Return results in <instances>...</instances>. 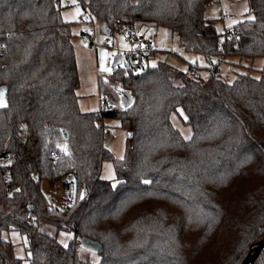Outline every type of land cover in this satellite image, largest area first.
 <instances>
[{
	"label": "trees",
	"instance_id": "trees-1",
	"mask_svg": "<svg viewBox=\"0 0 264 264\" xmlns=\"http://www.w3.org/2000/svg\"><path fill=\"white\" fill-rule=\"evenodd\" d=\"M55 1L0 0V264H24L4 230L25 235L26 264H90L82 237L101 246L96 264H242L264 236V63L258 78L228 82L211 58L264 59V0H247L253 18L222 34L204 16L212 0H82L109 33L113 22L167 27L210 65L189 77L166 60L121 64L111 76L130 99L117 107L99 82L107 102L92 112L78 108L70 25ZM178 109L188 140L170 121ZM105 119L128 132L122 160L104 147ZM105 160L115 186L100 178ZM43 181L66 191L59 207ZM40 223L74 237L64 247Z\"/></svg>",
	"mask_w": 264,
	"mask_h": 264
},
{
	"label": "rangeland",
	"instance_id": "rangeland-1",
	"mask_svg": "<svg viewBox=\"0 0 264 264\" xmlns=\"http://www.w3.org/2000/svg\"><path fill=\"white\" fill-rule=\"evenodd\" d=\"M81 1L70 0L68 4L62 2L59 8L61 20L70 25L71 44L79 80V85L75 90L78 108L81 112H92L100 109L99 82L103 90L110 94L115 105L123 108L125 106L124 100H127L129 95L127 90L112 78L111 63L116 55H120L124 60L131 44L124 33L115 29H112L109 34H105L101 30V25L88 12H85ZM204 16L205 18L214 19L215 28L221 34L225 28L253 18V15L248 11L247 0H212L205 7ZM90 17L93 20V41L84 38V33L86 34L92 30L89 24ZM132 29L136 36L144 37L151 43L152 48L157 50L155 55L148 61V66H154L158 61L166 60L168 64L184 72L189 77L192 76L191 71L194 70L198 71L202 77L208 75L209 71L204 67L210 65L203 57L184 51L179 46L176 32H172L167 27H156L149 23H136ZM263 63L264 59L262 57L253 60L230 57L226 61L211 58V64H217L221 77L228 82H232L238 74L245 73L258 78ZM181 84V80L176 81V85ZM170 121L183 139H190L192 131L190 126L185 123L186 117L181 110L178 109L172 112ZM104 125V147L115 159L122 160L128 132L122 129L115 119H105ZM100 178L109 181L112 186L118 183L114 162L111 160L103 162ZM41 187L45 197L55 207H59L67 199V193L61 183H56L52 188L47 181H43ZM38 229L55 238L64 247L74 237L72 232L57 231L55 227L43 223L39 224ZM1 237L11 244L13 255L26 264L28 251L26 250L25 235L16 230H4L1 232ZM77 252L79 258L86 263L96 264L99 262L97 253L82 244L79 245Z\"/></svg>",
	"mask_w": 264,
	"mask_h": 264
},
{
	"label": "built area",
	"instance_id": "built-area-1",
	"mask_svg": "<svg viewBox=\"0 0 264 264\" xmlns=\"http://www.w3.org/2000/svg\"><path fill=\"white\" fill-rule=\"evenodd\" d=\"M62 2L68 4L69 0H56L55 4L60 5ZM89 24L91 25L92 30L86 34L84 33V38L93 41L94 30L92 18H90ZM112 27L116 31L124 33L131 44V48L128 52H126L125 58L122 60L121 64L134 71L147 67L148 61L153 57V48L151 43L142 36H136L130 25L113 22ZM106 102V97L100 96L101 106L105 107Z\"/></svg>",
	"mask_w": 264,
	"mask_h": 264
},
{
	"label": "water",
	"instance_id": "water-1",
	"mask_svg": "<svg viewBox=\"0 0 264 264\" xmlns=\"http://www.w3.org/2000/svg\"><path fill=\"white\" fill-rule=\"evenodd\" d=\"M101 30L105 33V34H109V30L107 29L106 26H101ZM122 62V58L120 55H116L111 63V68H115L119 65H121ZM8 88L5 85H1L0 86V110H5L8 108L9 104H8ZM126 100H124V104H125ZM64 135L65 132L63 131ZM82 197V193L80 195ZM80 243L92 250H94L95 252H98L101 250V246L99 245V243L92 241L88 238L82 237L80 239ZM264 251V236L263 238L257 242L256 246L254 248H252L250 250V252L247 254L246 258L243 260L242 264H252L253 261L255 260V258L258 256V254L261 251Z\"/></svg>",
	"mask_w": 264,
	"mask_h": 264
},
{
	"label": "crops",
	"instance_id": "crops-1",
	"mask_svg": "<svg viewBox=\"0 0 264 264\" xmlns=\"http://www.w3.org/2000/svg\"><path fill=\"white\" fill-rule=\"evenodd\" d=\"M70 1V0H69Z\"/></svg>",
	"mask_w": 264,
	"mask_h": 264
}]
</instances>
